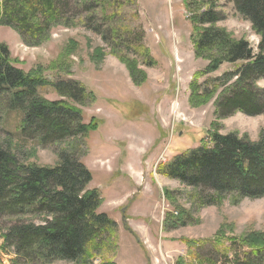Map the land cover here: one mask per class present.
Listing matches in <instances>:
<instances>
[{"label":"rangeland","instance_id":"1","mask_svg":"<svg viewBox=\"0 0 264 264\" xmlns=\"http://www.w3.org/2000/svg\"><path fill=\"white\" fill-rule=\"evenodd\" d=\"M65 1L62 22L68 18L77 25L51 26L49 39L36 46L26 44L17 30L0 26V43L9 47L16 65L26 72L41 67L51 83L80 82L85 89L77 84L81 90L77 99L62 95L52 84L40 87L38 93L51 100H69L82 112L75 121L89 123L95 118L99 127L86 138L77 132L47 142L41 141L42 135L23 137L14 124L4 128L16 133L18 156L28 163L53 166L69 156L92 172L88 188L101 192L98 211L118 224L117 246L97 254L95 263L109 257L116 264H175L188 253L182 238L214 243L211 239L221 229L237 236L264 230V197L227 195L219 201L214 190L189 186L159 170L180 152L200 145L214 129L251 141L264 133V113L251 116L236 111L218 117L220 89L207 104L195 106L190 101L191 83L208 64L196 57L192 43V16L200 8L215 6L222 12L217 26L246 38L258 50L260 36L239 14L234 0H117L112 17L106 18L99 8L87 7L89 0ZM70 40H76L79 48L66 59ZM98 47L106 53L99 64L93 60ZM123 55L137 59L145 81L133 80L118 58ZM244 63H224L199 83ZM51 64L55 66L50 68ZM257 85L264 88V79ZM214 197L217 203H209ZM3 241L0 236V264H13L15 255L2 249ZM217 247L207 243L196 251L219 256L222 251Z\"/></svg>","mask_w":264,"mask_h":264},{"label":"trees","instance_id":"2","mask_svg":"<svg viewBox=\"0 0 264 264\" xmlns=\"http://www.w3.org/2000/svg\"><path fill=\"white\" fill-rule=\"evenodd\" d=\"M116 1L89 0L87 7L91 11L99 8L105 18L112 17ZM234 3L260 36L257 52L246 38H236L226 28L217 26L222 12L215 6L200 8L192 16L194 52L208 64L191 83L190 101L199 106L218 95L216 113L220 118L236 111L251 116L264 113V88L257 85L258 80L264 79V0H234ZM66 5L65 0H0V26L17 30L29 46L40 45L49 39L51 26L77 25L76 20L71 22L68 18L62 22ZM65 47L68 59L78 50L79 43L70 40ZM105 55L104 49L98 47L93 60L99 64ZM118 58L136 83L146 80L137 59L126 55ZM239 61L245 63L236 70L199 83L201 77L220 70L224 63ZM16 62L9 47L0 43L2 249L15 255L13 264L56 261L96 264L97 254L117 246L118 224L107 213L98 211L101 192L98 188H88L92 172L80 160L69 156L53 166L28 163L19 158L14 141H17L16 131L32 139L42 135V142L77 132L86 138L98 129L100 121L92 118L89 123L77 122L75 118L82 112L69 100H51L38 93L40 87L52 84L62 95L71 94L77 99L80 82L57 79L51 83L43 68L26 72ZM54 66L51 64L50 68ZM8 124L15 125V132L4 128ZM1 133L5 134L3 138ZM159 170L189 186L214 190L219 201L227 195L234 199L264 197V133L258 141H251L236 133L222 134L214 129L200 145L180 152ZM215 201L216 198L209 203ZM208 240L182 238L188 253L178 257L175 264H264V230L237 236L221 229L211 239L214 243ZM207 243L218 246L220 255L196 251ZM98 264L116 263L107 257Z\"/></svg>","mask_w":264,"mask_h":264}]
</instances>
